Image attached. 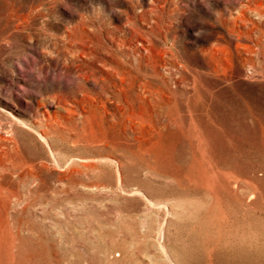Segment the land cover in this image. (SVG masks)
Returning <instances> with one entry per match:
<instances>
[{
  "label": "rangeland",
  "instance_id": "rangeland-1",
  "mask_svg": "<svg viewBox=\"0 0 264 264\" xmlns=\"http://www.w3.org/2000/svg\"><path fill=\"white\" fill-rule=\"evenodd\" d=\"M0 132V264H264V0H0Z\"/></svg>",
  "mask_w": 264,
  "mask_h": 264
},
{
  "label": "bare ground",
  "instance_id": "bare-ground-1",
  "mask_svg": "<svg viewBox=\"0 0 264 264\" xmlns=\"http://www.w3.org/2000/svg\"><path fill=\"white\" fill-rule=\"evenodd\" d=\"M7 36H10V33ZM0 138H3L4 140H6V136L1 134V132H0ZM0 151H3L2 145H0ZM16 164L17 163H13V161L6 162L3 160H0V170L3 168H11V167L14 168ZM23 176L37 179V174L34 173L33 171H30L29 173H25L23 174ZM4 185L6 184L0 183V195L9 197V194L7 193V188ZM83 185L93 187V184H90V183H84ZM118 188L123 189L122 186H119V185H118ZM64 192H66V190H64ZM134 192H139V190H134ZM146 198H147L146 205L148 206L150 211L153 213H159L161 209V202H158L157 199L149 198L148 196ZM1 206L5 208V206L2 203H0V207ZM164 206L166 209L168 208V210L169 208L171 209V206H169L168 203H165ZM7 207L10 208V205L7 204ZM0 215H2L1 211H0ZM142 216L146 217V215H143V214ZM2 222L3 221L0 219V223ZM130 231L132 233L142 234V237H144L143 241L146 240L144 245L141 247H142V251H145L146 254H149L150 256L151 255L154 256L153 261H150V264H179L174 261L173 256L170 252V249L166 243V230H165L164 223H161L153 228H150L147 224L142 223L140 227L137 226L134 229L131 228ZM151 231L153 232V234L151 233ZM14 243L16 244V237H14ZM14 246L15 245H13L11 248L12 253H13ZM11 260L15 262V264H23V263H19L17 260H14L12 258Z\"/></svg>",
  "mask_w": 264,
  "mask_h": 264
}]
</instances>
